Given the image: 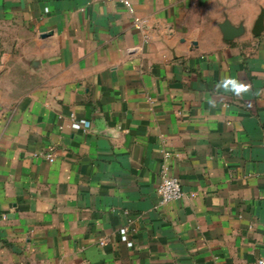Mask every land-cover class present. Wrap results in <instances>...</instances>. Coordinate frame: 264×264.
<instances>
[{
	"label": "crops",
	"instance_id": "obj_1",
	"mask_svg": "<svg viewBox=\"0 0 264 264\" xmlns=\"http://www.w3.org/2000/svg\"><path fill=\"white\" fill-rule=\"evenodd\" d=\"M131 2L0 0V264L264 258V0Z\"/></svg>",
	"mask_w": 264,
	"mask_h": 264
},
{
	"label": "built area",
	"instance_id": "obj_2",
	"mask_svg": "<svg viewBox=\"0 0 264 264\" xmlns=\"http://www.w3.org/2000/svg\"><path fill=\"white\" fill-rule=\"evenodd\" d=\"M116 2L121 3L125 7H127L130 11H132V2L131 0H114ZM71 128L74 130H83L86 131L90 127V122L83 118H78L75 114L71 113L69 115ZM45 156L48 162L54 161V147L48 146L45 149ZM168 154L164 153V160L161 164L160 168V181L157 185L156 192L159 198L160 204H165L171 201L180 200L183 195V188L181 186L180 180L178 177L172 175L170 173V167L167 163ZM132 220H128V224L131 225ZM129 230H133V228L127 227ZM104 241H99V244L102 245ZM256 264H264V258H259L256 261Z\"/></svg>",
	"mask_w": 264,
	"mask_h": 264
},
{
	"label": "clouds",
	"instance_id": "obj_3",
	"mask_svg": "<svg viewBox=\"0 0 264 264\" xmlns=\"http://www.w3.org/2000/svg\"><path fill=\"white\" fill-rule=\"evenodd\" d=\"M216 88L223 89L225 92H231L235 96L240 97L242 94L249 92L252 85L236 78L221 76L220 81L216 84ZM209 104L214 107L215 101L210 100Z\"/></svg>",
	"mask_w": 264,
	"mask_h": 264
},
{
	"label": "water",
	"instance_id": "obj_4",
	"mask_svg": "<svg viewBox=\"0 0 264 264\" xmlns=\"http://www.w3.org/2000/svg\"><path fill=\"white\" fill-rule=\"evenodd\" d=\"M263 27V13L261 12L255 22L254 28L252 30L253 35L257 36L260 34L261 30ZM222 32H223V36L226 39H231L234 36L239 34V29H230L226 24H223L221 26Z\"/></svg>",
	"mask_w": 264,
	"mask_h": 264
}]
</instances>
